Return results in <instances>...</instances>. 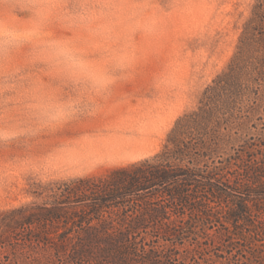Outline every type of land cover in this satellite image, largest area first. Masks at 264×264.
Here are the masks:
<instances>
[{
  "label": "rangeland",
  "instance_id": "374dc122",
  "mask_svg": "<svg viewBox=\"0 0 264 264\" xmlns=\"http://www.w3.org/2000/svg\"><path fill=\"white\" fill-rule=\"evenodd\" d=\"M256 1L0 0V264H77L64 217L84 203L64 192L159 153L228 66ZM258 117L261 128L264 107ZM252 223L264 229V215ZM210 232L208 264H233L220 250L252 258L237 231Z\"/></svg>",
  "mask_w": 264,
  "mask_h": 264
},
{
  "label": "trees",
  "instance_id": "16d2710c",
  "mask_svg": "<svg viewBox=\"0 0 264 264\" xmlns=\"http://www.w3.org/2000/svg\"><path fill=\"white\" fill-rule=\"evenodd\" d=\"M262 107L264 0H257L228 66L204 90L197 108L177 119L159 153L64 192L67 203H84L64 217L78 230L71 261L98 255V264H208L202 246L215 228L222 239L237 233L247 244L252 258L246 264L262 259L258 238L264 229L252 223L264 215V123H255L262 120ZM58 213L49 211L47 221L60 219ZM132 214L140 218L131 220ZM149 229L155 231L151 248L139 242ZM188 243L194 248L183 254ZM223 254L216 253L218 261L238 264L231 251Z\"/></svg>",
  "mask_w": 264,
  "mask_h": 264
}]
</instances>
